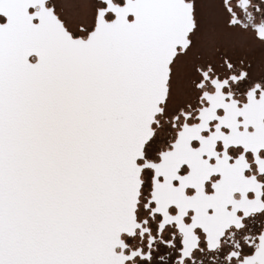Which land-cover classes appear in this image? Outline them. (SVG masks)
<instances>
[{"label":"snow or ice","instance_id":"obj_1","mask_svg":"<svg viewBox=\"0 0 264 264\" xmlns=\"http://www.w3.org/2000/svg\"><path fill=\"white\" fill-rule=\"evenodd\" d=\"M0 264H264V0H0Z\"/></svg>","mask_w":264,"mask_h":264}]
</instances>
